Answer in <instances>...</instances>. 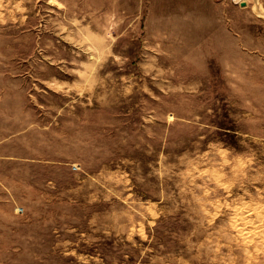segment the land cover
<instances>
[{"label": "rangeland", "instance_id": "obj_1", "mask_svg": "<svg viewBox=\"0 0 264 264\" xmlns=\"http://www.w3.org/2000/svg\"><path fill=\"white\" fill-rule=\"evenodd\" d=\"M262 208L264 0H0V264H264Z\"/></svg>", "mask_w": 264, "mask_h": 264}, {"label": "bare ground", "instance_id": "obj_2", "mask_svg": "<svg viewBox=\"0 0 264 264\" xmlns=\"http://www.w3.org/2000/svg\"><path fill=\"white\" fill-rule=\"evenodd\" d=\"M252 206V205H251ZM258 207V206H257ZM241 208V207H240ZM240 208H236V210H235V214H237L238 216L236 217V220L234 219V220H232V222H231V225H232V227H235L236 229H237V231L241 234L240 236H242L243 237V239L246 241V240H249L250 239V235H249V232L250 231H246V230H243V228H245L244 226H245V224H254V223H256V222H259L260 221V219H261V216L260 215H258V214H256V215H253L254 217L252 218V217H249L248 215L249 214H247L246 215V213L247 212H245V214L242 212V210L240 209ZM262 209H264V208H262ZM244 210V209H243ZM246 210V209H245ZM248 211V210H247ZM257 213V212H256ZM254 214V213H253ZM252 216V215H251ZM261 222H263V221H261ZM261 222H260V224H261ZM260 224H258V225H260ZM261 226V225H260ZM253 228H256L255 226L253 227ZM263 229H264V227H262ZM250 229V228H249ZM252 230V229H251ZM259 230V229H258ZM262 230V229H261ZM260 231V230H259ZM263 233V232H262ZM254 236H258L257 235V232H256V234L254 235ZM261 236V235H260ZM241 237V238H242ZM243 241V240H242ZM245 244V243H244ZM255 244H256V242H255ZM259 244L260 243H258V246H259Z\"/></svg>", "mask_w": 264, "mask_h": 264}]
</instances>
